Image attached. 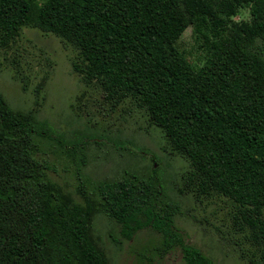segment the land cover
Returning a JSON list of instances; mask_svg holds the SVG:
<instances>
[{
  "label": "trees",
  "instance_id": "trees-1",
  "mask_svg": "<svg viewBox=\"0 0 264 264\" xmlns=\"http://www.w3.org/2000/svg\"><path fill=\"white\" fill-rule=\"evenodd\" d=\"M0 0V31L25 26L60 36L78 52L74 70L97 82L112 106L146 110L190 165L200 193L234 204V223L264 264V0ZM248 10L249 19L235 17ZM202 40V64L178 46L187 28ZM43 123L0 93V264H110L91 236L96 202L80 206L49 180L35 136ZM43 130V129H42ZM100 206L132 238L160 236L163 256L220 264L175 225L179 207L149 179L101 181ZM150 264V263H143Z\"/></svg>",
  "mask_w": 264,
  "mask_h": 264
},
{
  "label": "rangeland",
  "instance_id": "rangeland-1",
  "mask_svg": "<svg viewBox=\"0 0 264 264\" xmlns=\"http://www.w3.org/2000/svg\"><path fill=\"white\" fill-rule=\"evenodd\" d=\"M36 8L46 0H32ZM248 10L235 17L249 19ZM202 40L186 29L179 48L202 64ZM77 50L54 33L25 26L17 36L0 31V93L8 104L32 112L43 133L35 136L38 158L48 166L53 184L80 206L96 202L90 233L110 264H187L180 248L161 256L160 236L151 228L125 236L120 224L101 208L97 186L125 176L149 179L161 187L160 198L179 211L175 225L187 242L220 264H258L255 249L237 229L229 198L200 193L189 179L188 160L174 151L164 131L131 100L118 106L97 82L87 83L74 70Z\"/></svg>",
  "mask_w": 264,
  "mask_h": 264
}]
</instances>
